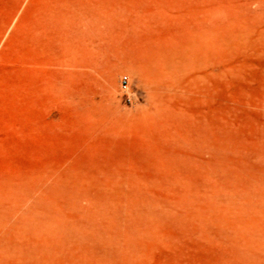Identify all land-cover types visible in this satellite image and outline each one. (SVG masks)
<instances>
[{
	"label": "rangeland",
	"instance_id": "obj_1",
	"mask_svg": "<svg viewBox=\"0 0 264 264\" xmlns=\"http://www.w3.org/2000/svg\"><path fill=\"white\" fill-rule=\"evenodd\" d=\"M0 264H264V0H0Z\"/></svg>",
	"mask_w": 264,
	"mask_h": 264
},
{
	"label": "built area",
	"instance_id": "obj_2",
	"mask_svg": "<svg viewBox=\"0 0 264 264\" xmlns=\"http://www.w3.org/2000/svg\"><path fill=\"white\" fill-rule=\"evenodd\" d=\"M120 85L122 90L125 91L126 93V97H127V101L130 103L132 102V98L131 96L128 94V89H129V85H130V78L127 74H123L120 78Z\"/></svg>",
	"mask_w": 264,
	"mask_h": 264
}]
</instances>
